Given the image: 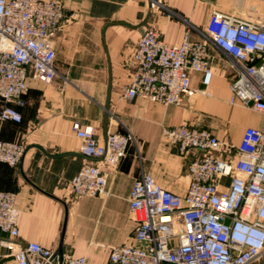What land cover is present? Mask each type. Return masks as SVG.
Wrapping results in <instances>:
<instances>
[{
  "label": "built area",
  "instance_id": "1",
  "mask_svg": "<svg viewBox=\"0 0 264 264\" xmlns=\"http://www.w3.org/2000/svg\"><path fill=\"white\" fill-rule=\"evenodd\" d=\"M149 12L162 6L144 0ZM264 4V0H260ZM65 18L59 0H0L1 122L21 121L13 105H23L32 84L56 76L54 37ZM192 34L198 39H192ZM214 48L235 72L231 105L264 116V11L255 20L214 12L200 29L188 25L180 44H169L158 26H147L136 44L131 82L124 98L178 106L192 95L191 74L203 75L211 96ZM87 159L70 182L74 197L107 193V172H116L131 144L130 131L111 132L99 142L91 128L73 125ZM164 138L188 160L184 194L163 188L149 172L135 180L129 216L131 241L110 251L109 264H264V130L245 129L238 146L210 130L189 125L164 128ZM21 142L0 138V162L18 166ZM17 194L0 191V248L15 264H93L36 242L20 244Z\"/></svg>",
  "mask_w": 264,
  "mask_h": 264
},
{
  "label": "crops",
  "instance_id": "2",
  "mask_svg": "<svg viewBox=\"0 0 264 264\" xmlns=\"http://www.w3.org/2000/svg\"><path fill=\"white\" fill-rule=\"evenodd\" d=\"M59 1L65 18L53 40L57 76L50 84H32L24 104L13 105L20 122L0 120V138L25 146L18 166L0 162V191L17 194L20 244L36 242L93 264H109L110 251L130 242L135 230L129 200L136 179L149 172L174 193L184 194L188 187V160L164 138V128L202 127L234 146L246 128L264 130L263 115L230 104L235 72L214 48L211 96L202 92L203 75L192 73L195 92L178 106L140 98L127 101L123 93L131 82V58L143 30L154 24L169 44H180L188 25L202 29L214 12L255 20L264 4L158 0L162 6L149 12L144 0ZM3 105L0 101V112ZM75 123L91 128L101 143L111 132L130 131L135 139L117 171H106L107 193L102 196L71 193L70 182L87 162L73 131ZM0 238L8 236L0 232ZM6 252L0 248V262L8 258Z\"/></svg>",
  "mask_w": 264,
  "mask_h": 264
},
{
  "label": "water",
  "instance_id": "3",
  "mask_svg": "<svg viewBox=\"0 0 264 264\" xmlns=\"http://www.w3.org/2000/svg\"><path fill=\"white\" fill-rule=\"evenodd\" d=\"M59 253H62V252H60V251H58ZM10 260H12V257H8V258H6L5 260H2L1 262H0V264H3V263H5V262H7V261H10Z\"/></svg>",
  "mask_w": 264,
  "mask_h": 264
},
{
  "label": "rangeland",
  "instance_id": "4",
  "mask_svg": "<svg viewBox=\"0 0 264 264\" xmlns=\"http://www.w3.org/2000/svg\"><path fill=\"white\" fill-rule=\"evenodd\" d=\"M155 10H157V9H155ZM7 264H8V263H7ZM9 264H15V263L12 262V263H9Z\"/></svg>",
  "mask_w": 264,
  "mask_h": 264
}]
</instances>
